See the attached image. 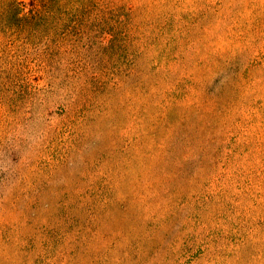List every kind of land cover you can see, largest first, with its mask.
I'll use <instances>...</instances> for the list:
<instances>
[{"label": "rangeland", "instance_id": "obj_1", "mask_svg": "<svg viewBox=\"0 0 264 264\" xmlns=\"http://www.w3.org/2000/svg\"><path fill=\"white\" fill-rule=\"evenodd\" d=\"M0 264H264V0H0Z\"/></svg>", "mask_w": 264, "mask_h": 264}]
</instances>
